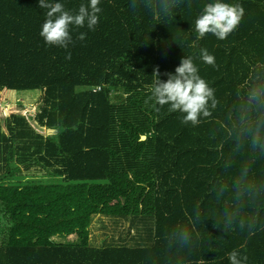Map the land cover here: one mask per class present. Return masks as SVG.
<instances>
[{"label":"trees","instance_id":"obj_1","mask_svg":"<svg viewBox=\"0 0 264 264\" xmlns=\"http://www.w3.org/2000/svg\"><path fill=\"white\" fill-rule=\"evenodd\" d=\"M55 2L76 9L86 0ZM207 2L180 0L161 18L133 11L131 0H101L95 30L70 26L64 49L40 36L39 0H0V100L4 90H41L34 120L45 128L20 111L0 113V264H230L233 249L264 264V224L250 235L213 227L218 205L208 195L221 174L214 131L236 88L264 64V0H226L245 13L224 40L195 31ZM202 48L218 67L203 63ZM186 56L221 101L197 126L148 99L154 69L166 81ZM39 169L32 179L22 172ZM196 206L193 246L168 249L164 235ZM101 213L130 221L137 236L93 245Z\"/></svg>","mask_w":264,"mask_h":264},{"label":"clouds","instance_id":"obj_2","mask_svg":"<svg viewBox=\"0 0 264 264\" xmlns=\"http://www.w3.org/2000/svg\"><path fill=\"white\" fill-rule=\"evenodd\" d=\"M100 3L101 0H86L78 8L68 9L62 2L39 0V8L46 10L40 36L48 45L68 49L73 41L70 26L95 30L102 11ZM179 3L180 0H131L130 7L133 11L142 8L149 14L172 18ZM244 13L238 3L211 0L203 5L195 19V31L201 38L212 34L224 40L236 30ZM85 38L84 32L77 35L79 40ZM65 59H71L70 52ZM200 59L207 65L218 67L215 56L206 48L200 50ZM159 75L158 68L154 69L155 79L148 99L159 106L168 105L170 111L182 113L183 124L197 126L202 118L212 117L221 107L216 90L201 77L193 57L183 58L174 74H167L166 81H161ZM222 117L214 131L222 138L218 157L221 174L208 189V195L218 205L219 219H214L216 224L213 227L223 225L224 232L235 229L250 235L264 224L260 217L264 212V167L258 169V165L264 162V64L254 68L236 88L233 102ZM183 215L185 220L164 235L168 249L193 246V229L201 221L202 214L196 206L191 212L185 209ZM228 260L230 264H247L248 256L233 249Z\"/></svg>","mask_w":264,"mask_h":264},{"label":"rangeland","instance_id":"obj_3","mask_svg":"<svg viewBox=\"0 0 264 264\" xmlns=\"http://www.w3.org/2000/svg\"><path fill=\"white\" fill-rule=\"evenodd\" d=\"M41 90H4L1 93L0 100V113L4 115L20 111L30 119L31 123L37 127L42 132H45V128H41L37 125L34 120V115L37 107V100L41 97ZM25 174V173H24ZM45 172L42 169L32 170L27 173L28 178L32 179L34 176H42ZM26 175V176H27ZM121 217L107 216L104 214H99L95 217L94 223L91 226V243L93 245L102 246L104 243L112 244L121 240V234H117L118 230H125V233H131L134 231L131 227L130 221H124V224L118 227L115 223L119 225L121 222ZM115 222V223H114ZM125 234V235H127ZM133 234V233H132ZM135 235V234H133ZM76 239L75 235L69 236L66 241L72 242ZM120 242V241H118Z\"/></svg>","mask_w":264,"mask_h":264},{"label":"crops","instance_id":"obj_4","mask_svg":"<svg viewBox=\"0 0 264 264\" xmlns=\"http://www.w3.org/2000/svg\"><path fill=\"white\" fill-rule=\"evenodd\" d=\"M23 172V174L25 173V174H27L25 171H22ZM115 223V222H114ZM124 224V222H123V220L121 219V222L119 223V225H117L116 223H115V226L116 227H118V229H119V226H121V225H123ZM134 231L132 232L133 234H136V236H137V232L135 231V229H133ZM123 232H126L125 230H118V233L117 234H122ZM131 233V232H130Z\"/></svg>","mask_w":264,"mask_h":264},{"label":"water","instance_id":"obj_5","mask_svg":"<svg viewBox=\"0 0 264 264\" xmlns=\"http://www.w3.org/2000/svg\"><path fill=\"white\" fill-rule=\"evenodd\" d=\"M142 139H145V137H143Z\"/></svg>","mask_w":264,"mask_h":264}]
</instances>
